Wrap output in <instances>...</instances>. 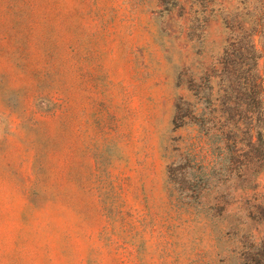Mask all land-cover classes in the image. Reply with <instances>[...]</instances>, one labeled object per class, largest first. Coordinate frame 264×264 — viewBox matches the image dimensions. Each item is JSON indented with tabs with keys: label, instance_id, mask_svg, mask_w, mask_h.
<instances>
[{
	"label": "rangeland",
	"instance_id": "1",
	"mask_svg": "<svg viewBox=\"0 0 264 264\" xmlns=\"http://www.w3.org/2000/svg\"><path fill=\"white\" fill-rule=\"evenodd\" d=\"M0 264H264V0H0Z\"/></svg>",
	"mask_w": 264,
	"mask_h": 264
},
{
	"label": "trees",
	"instance_id": "2",
	"mask_svg": "<svg viewBox=\"0 0 264 264\" xmlns=\"http://www.w3.org/2000/svg\"><path fill=\"white\" fill-rule=\"evenodd\" d=\"M261 57L260 53H256V51L252 52V61H253V66L255 67L254 69L256 70L257 68V62L259 61ZM259 80V79H258ZM261 84H256V81L252 84V86L247 90L249 91V95L252 97V101L255 100L258 101L259 95L261 94ZM239 88V87H238Z\"/></svg>",
	"mask_w": 264,
	"mask_h": 264
}]
</instances>
